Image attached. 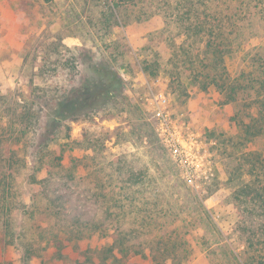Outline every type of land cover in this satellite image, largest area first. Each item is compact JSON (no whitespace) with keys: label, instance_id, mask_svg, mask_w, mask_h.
Instances as JSON below:
<instances>
[{"label":"rangeland","instance_id":"374dc122","mask_svg":"<svg viewBox=\"0 0 264 264\" xmlns=\"http://www.w3.org/2000/svg\"><path fill=\"white\" fill-rule=\"evenodd\" d=\"M108 1L0 0V136L6 123L28 125L22 133L13 132L18 140L14 148L3 138L0 152L5 147L8 154L13 148L27 163L19 169L25 174L29 150L43 140L36 133L38 126L58 125L50 146L56 148L64 168L75 161L74 183L92 193L105 180V213L92 197L90 212L84 216L103 215L108 224L103 238L110 242L116 233H140L133 246L126 241L115 248L121 263L109 258L99 264H150V253L157 260L152 264H173L163 256L171 247L168 238L181 242L178 258L183 250L191 253L189 261L181 258L175 264L242 260L243 246L229 232L237 214L230 203L232 187L219 146L220 134L227 136L235 128L232 116L247 109L241 104L220 105L213 92L193 91L185 97L167 85L164 74L143 72L141 47L149 25H121L123 17H112ZM158 23L157 28L163 26ZM258 46L264 47V32L244 40L235 54L225 57L229 73H235L245 52ZM92 67L118 73L120 82L113 95L105 105L83 110L75 118L54 119L53 101ZM157 92L165 95L164 104L151 97ZM30 140L33 144L26 149L23 144ZM250 144L264 151V134ZM117 159L124 174L114 169ZM21 185L24 190L26 185ZM26 223L24 237L39 230L32 226L36 223ZM99 235V231L92 234ZM161 236L164 240L157 244ZM1 237L0 231V264H23L20 248L2 245ZM142 253L149 256L141 259ZM31 262L38 264L37 259ZM52 263L50 259L48 264Z\"/></svg>","mask_w":264,"mask_h":264},{"label":"trees","instance_id":"16d2710c","mask_svg":"<svg viewBox=\"0 0 264 264\" xmlns=\"http://www.w3.org/2000/svg\"><path fill=\"white\" fill-rule=\"evenodd\" d=\"M108 8L114 19L123 17L120 20L123 26L149 25L141 47L145 50L141 69L147 75L164 74L169 79L167 85L185 97L193 91L213 92L218 104H241L247 109L232 116L235 128L231 133L220 134L219 151L225 157L232 187L230 203L237 214L229 232L243 246L242 260L232 259L231 264H264V151L250 148L254 137L264 134V47L245 52L234 74L229 73L225 63V57L235 54L244 40L264 32V0H109ZM156 18L161 19L162 27L157 28L161 24L153 21ZM119 82L115 70L92 67L67 94L55 103L52 99L50 114L53 118L72 119L83 110L103 106ZM20 125L9 122L3 126V138L10 140L13 148L18 141L13 132L22 133L28 128ZM57 129L55 124L38 126L36 133L43 140L37 148L32 145L29 150L30 164L25 174L19 169L27 163L22 162L23 157L13 148L5 154L8 150L4 147V156L0 152L2 245L20 248L23 264H33L31 260L36 259L38 264H48L50 259L52 264H99L109 258L121 263L115 248L126 241L133 246L140 233L127 236L116 233L110 242L103 238L102 232L108 227L105 217L84 216L90 212L88 201L92 197L105 213V180L92 193L74 183L75 161L64 168L56 148L50 146ZM3 138L0 136V144ZM33 142L23 145L27 149ZM114 169L124 174L121 159H117ZM21 183L26 185L24 190L23 185L18 186ZM114 183L117 185L118 180ZM25 222L36 223L32 226L39 230L24 237ZM116 223L119 227L118 220ZM98 231L99 237L92 236ZM159 239L157 244H162L164 237ZM168 239L171 247L165 250L164 257H169L173 264L181 258L191 259L188 250L178 252L181 255L178 258L176 249L181 242ZM143 254L141 259L149 256ZM150 255L153 257L150 264L156 263L155 254Z\"/></svg>","mask_w":264,"mask_h":264},{"label":"built area","instance_id":"2783aa9c","mask_svg":"<svg viewBox=\"0 0 264 264\" xmlns=\"http://www.w3.org/2000/svg\"><path fill=\"white\" fill-rule=\"evenodd\" d=\"M151 97L154 99V101L157 99V101H158L159 104H164V102L166 101L165 95L164 94H161L160 92L159 93L157 92L156 94L152 95ZM157 112H159V114H160V111L159 110H157Z\"/></svg>","mask_w":264,"mask_h":264}]
</instances>
